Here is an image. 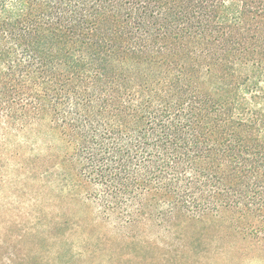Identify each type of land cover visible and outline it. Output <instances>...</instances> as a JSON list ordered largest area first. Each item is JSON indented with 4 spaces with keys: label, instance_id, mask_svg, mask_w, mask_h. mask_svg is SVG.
Instances as JSON below:
<instances>
[{
    "label": "trees",
    "instance_id": "trees-1",
    "mask_svg": "<svg viewBox=\"0 0 264 264\" xmlns=\"http://www.w3.org/2000/svg\"><path fill=\"white\" fill-rule=\"evenodd\" d=\"M36 122L107 263L264 253V0H0V129Z\"/></svg>",
    "mask_w": 264,
    "mask_h": 264
},
{
    "label": "rangeland",
    "instance_id": "rangeland-1",
    "mask_svg": "<svg viewBox=\"0 0 264 264\" xmlns=\"http://www.w3.org/2000/svg\"><path fill=\"white\" fill-rule=\"evenodd\" d=\"M47 127L46 122H36L0 129V264H110L109 255L95 252L87 243L96 244L101 235L112 232V226L104 224L103 216L98 217L99 211L86 199L72 161L60 162L50 156L49 142H54L56 151L58 142ZM48 168H52L50 174ZM63 172L70 182L61 185L67 187L62 195L73 199L67 212L75 215L69 221L64 209L68 205L60 204L61 191L55 188ZM244 245V254L232 253L219 262L264 264V253H252ZM113 264L127 262L118 255Z\"/></svg>",
    "mask_w": 264,
    "mask_h": 264
}]
</instances>
